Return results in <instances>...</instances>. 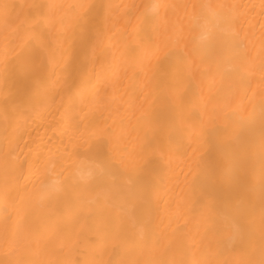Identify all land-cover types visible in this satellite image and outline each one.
<instances>
[{"label":"bare ground","instance_id":"obj_1","mask_svg":"<svg viewBox=\"0 0 264 264\" xmlns=\"http://www.w3.org/2000/svg\"><path fill=\"white\" fill-rule=\"evenodd\" d=\"M0 264H264V0H0Z\"/></svg>","mask_w":264,"mask_h":264}]
</instances>
